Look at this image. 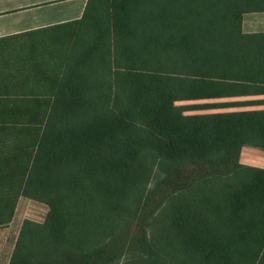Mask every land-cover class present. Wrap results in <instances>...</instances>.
<instances>
[{"label": "trees", "instance_id": "trees-1", "mask_svg": "<svg viewBox=\"0 0 264 264\" xmlns=\"http://www.w3.org/2000/svg\"><path fill=\"white\" fill-rule=\"evenodd\" d=\"M258 7L88 0L53 26L49 93L0 107V227L21 196L48 207L8 264H264V168L239 161L264 111L176 105L239 92L241 16Z\"/></svg>", "mask_w": 264, "mask_h": 264}, {"label": "crops", "instance_id": "crops-1", "mask_svg": "<svg viewBox=\"0 0 264 264\" xmlns=\"http://www.w3.org/2000/svg\"><path fill=\"white\" fill-rule=\"evenodd\" d=\"M250 1L260 8L244 12L240 21V43L250 57L247 76L238 82L237 94L218 99L233 102L227 111H264V0ZM87 2L0 0V107L47 96L49 78L59 67L50 56L57 46L49 37L59 32L53 26L80 20ZM239 161L264 168V143L243 146Z\"/></svg>", "mask_w": 264, "mask_h": 264}, {"label": "rangeland", "instance_id": "rangeland-1", "mask_svg": "<svg viewBox=\"0 0 264 264\" xmlns=\"http://www.w3.org/2000/svg\"><path fill=\"white\" fill-rule=\"evenodd\" d=\"M218 101L225 100H184L177 101L176 105H182L186 107L188 105H204L206 103H213ZM227 110H231V108L190 109L186 110L185 113H211ZM47 211L48 207L43 203L36 202L24 196H21L18 199L12 220L7 225L0 227V264H7L24 220L28 219L36 222H43Z\"/></svg>", "mask_w": 264, "mask_h": 264}]
</instances>
